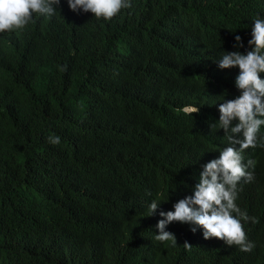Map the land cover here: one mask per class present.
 <instances>
[{"label":"trees","instance_id":"16d2710c","mask_svg":"<svg viewBox=\"0 0 264 264\" xmlns=\"http://www.w3.org/2000/svg\"><path fill=\"white\" fill-rule=\"evenodd\" d=\"M258 15L264 0H131L104 20L61 0L0 33V264H264V147L243 151L253 179L236 200L255 218L250 251L179 222L177 243L161 242L158 215L145 216L226 145L207 126L206 79L235 34L247 46Z\"/></svg>","mask_w":264,"mask_h":264},{"label":"clouds","instance_id":"9594fccd","mask_svg":"<svg viewBox=\"0 0 264 264\" xmlns=\"http://www.w3.org/2000/svg\"><path fill=\"white\" fill-rule=\"evenodd\" d=\"M72 12H90L97 19L109 20L121 10L131 7V0H64ZM61 0H0V33L22 29L35 15L49 18L58 10ZM247 46L239 34L233 36L228 50H220L211 61V74L206 89L212 110L207 122L209 129L223 131L226 145L219 151L212 147L203 159L196 160L193 180L180 195L177 192L157 194L147 204L145 216L158 215L155 239L177 243L175 234L168 230L173 222L188 225L191 233L201 232L204 239L215 237L225 245H237L250 251L244 225L254 217L237 205L240 182L253 179L248 169L254 161L245 160L243 151L249 147H264V17L252 20ZM243 49V51H241ZM221 75H230L231 84L218 83ZM185 114L199 111L188 104L181 108ZM222 131L218 133L221 135ZM50 144L57 145L61 137L50 134ZM211 153V154H210ZM151 195V194H149ZM167 203V210L161 205ZM185 248L190 245L184 242Z\"/></svg>","mask_w":264,"mask_h":264}]
</instances>
